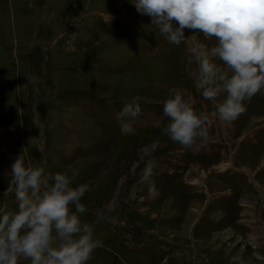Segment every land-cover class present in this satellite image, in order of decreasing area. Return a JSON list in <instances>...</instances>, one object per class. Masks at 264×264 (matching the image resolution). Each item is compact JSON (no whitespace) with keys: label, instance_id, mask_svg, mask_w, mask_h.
<instances>
[{"label":"rangeland","instance_id":"374dc122","mask_svg":"<svg viewBox=\"0 0 264 264\" xmlns=\"http://www.w3.org/2000/svg\"><path fill=\"white\" fill-rule=\"evenodd\" d=\"M196 31L184 30L189 43H214ZM186 48L129 0H0V204L16 207L7 189L21 154L91 186L80 219L103 247L88 264H264V94L233 123L215 120ZM173 88L212 121L198 152L155 126L169 122ZM134 96L142 114L123 135L115 113Z\"/></svg>","mask_w":264,"mask_h":264},{"label":"clouds","instance_id":"9594fccd","mask_svg":"<svg viewBox=\"0 0 264 264\" xmlns=\"http://www.w3.org/2000/svg\"><path fill=\"white\" fill-rule=\"evenodd\" d=\"M129 2L151 18L170 44L187 45V63L195 66L189 78L201 97L212 103L215 120L233 123L254 96L264 94V0ZM185 29L197 30L194 35L214 43H189ZM140 100L132 97L115 113L121 134H134L142 114ZM162 104L169 122L162 126L157 119L155 126L186 150L205 147L212 121L195 110L191 94L173 88ZM45 165L26 164L21 154L11 164L7 191L14 194L16 207L0 204V264H88L93 252L103 247L93 226L80 219L88 211L81 201L91 186L75 183L79 173L74 168L53 173L46 172ZM155 167V160H146L140 179L149 181ZM154 191L153 183L150 193Z\"/></svg>","mask_w":264,"mask_h":264}]
</instances>
